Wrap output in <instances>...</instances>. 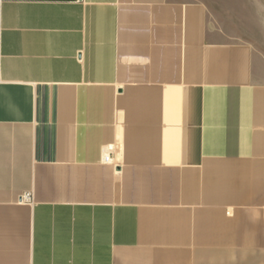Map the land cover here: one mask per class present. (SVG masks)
Here are the masks:
<instances>
[{"label": "crops", "instance_id": "0c3cea01", "mask_svg": "<svg viewBox=\"0 0 264 264\" xmlns=\"http://www.w3.org/2000/svg\"><path fill=\"white\" fill-rule=\"evenodd\" d=\"M0 264H264V33L0 0Z\"/></svg>", "mask_w": 264, "mask_h": 264}, {"label": "rangeland", "instance_id": "374dc122", "mask_svg": "<svg viewBox=\"0 0 264 264\" xmlns=\"http://www.w3.org/2000/svg\"><path fill=\"white\" fill-rule=\"evenodd\" d=\"M218 14L234 17L253 30L264 33V0H208Z\"/></svg>", "mask_w": 264, "mask_h": 264}, {"label": "built area", "instance_id": "2783aa9c", "mask_svg": "<svg viewBox=\"0 0 264 264\" xmlns=\"http://www.w3.org/2000/svg\"><path fill=\"white\" fill-rule=\"evenodd\" d=\"M107 158L105 157V160ZM21 200L22 201H25V202H31L32 201V197H31V194L30 193H25L22 197H21Z\"/></svg>", "mask_w": 264, "mask_h": 264}]
</instances>
